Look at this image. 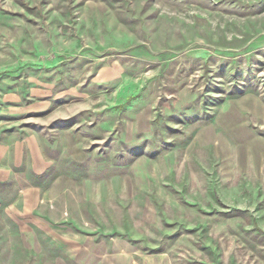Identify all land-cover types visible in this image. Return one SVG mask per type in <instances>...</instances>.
<instances>
[{
	"label": "rangeland",
	"instance_id": "374dc122",
	"mask_svg": "<svg viewBox=\"0 0 264 264\" xmlns=\"http://www.w3.org/2000/svg\"><path fill=\"white\" fill-rule=\"evenodd\" d=\"M115 59L125 72L108 96L122 90L154 120L135 137L148 160L138 200L121 201L126 223L106 224L138 243L145 261L132 264H264V0H0V264H57L31 195L15 197L62 169L68 140L100 136L89 108L104 107L91 98L104 87L90 81ZM245 93L250 135L228 119L223 148L213 133L187 148ZM44 96L46 114L14 112Z\"/></svg>",
	"mask_w": 264,
	"mask_h": 264
},
{
	"label": "crops",
	"instance_id": "0c3cea01",
	"mask_svg": "<svg viewBox=\"0 0 264 264\" xmlns=\"http://www.w3.org/2000/svg\"><path fill=\"white\" fill-rule=\"evenodd\" d=\"M124 72L125 68L119 60H106L97 71L96 78L90 81L104 87L102 93L91 96L95 103L104 102V107L89 108L91 130L94 129L95 136H100L95 137L89 145L77 143L76 139L72 142L68 140L63 148L58 145L60 154H57L55 164L62 169L45 183L33 184L30 181L17 191L18 197L15 199L25 196L26 200L31 195L29 204L35 205L27 213L34 214L35 220H31L32 223L50 241L45 245L57 247V264H132L145 259V255L137 249L138 243L125 234L115 232L123 229L113 226L109 228L106 225L113 224L114 215L124 216L120 218L124 223L128 221L121 201L138 200L139 178L144 180L143 166L148 162L143 157L144 144L139 145L135 137L139 133L143 136L154 132L153 116L139 107V100L123 96L122 90L113 97L108 96L109 86L118 81ZM66 93L78 95L74 86ZM252 97L247 94L240 101L232 102L225 111L221 110L214 118L219 119V122L213 119L210 123L199 126L187 148L200 150L208 143L205 142L207 133L218 137L215 140V143L219 141L215 144L216 149L223 148L222 135L226 132L224 128L228 119L231 121L230 126L241 122L245 127L243 136L250 135V126L243 113L246 108L242 102L245 101L246 107L250 109L255 102ZM52 103V99L44 96L32 107L14 112L30 111L43 115L49 112ZM60 105L59 103V109ZM106 122L109 127L105 126ZM101 129L111 134V140L108 136L102 137V133L98 134ZM79 131L81 130L73 126L65 129L67 134L73 135ZM117 143L123 146L116 149ZM212 143L214 146V142ZM14 161L16 164L17 161ZM140 189L143 190V186ZM94 223L100 226L95 229ZM51 233H56V236ZM40 245L43 246L42 243Z\"/></svg>",
	"mask_w": 264,
	"mask_h": 264
}]
</instances>
